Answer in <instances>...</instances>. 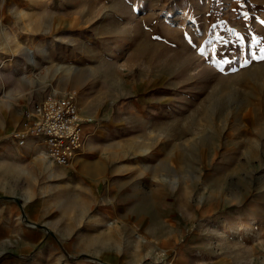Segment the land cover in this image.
<instances>
[{"label":"rangeland","instance_id":"374dc122","mask_svg":"<svg viewBox=\"0 0 264 264\" xmlns=\"http://www.w3.org/2000/svg\"><path fill=\"white\" fill-rule=\"evenodd\" d=\"M261 48L264 0H0V264H264ZM54 90L71 166L13 138Z\"/></svg>","mask_w":264,"mask_h":264},{"label":"built area","instance_id":"2783aa9c","mask_svg":"<svg viewBox=\"0 0 264 264\" xmlns=\"http://www.w3.org/2000/svg\"><path fill=\"white\" fill-rule=\"evenodd\" d=\"M32 115L29 128L13 134L17 146L24 147L32 139L42 140L49 160L60 166H71L85 153L90 133L74 91L49 92Z\"/></svg>","mask_w":264,"mask_h":264},{"label":"crops","instance_id":"0c3cea01","mask_svg":"<svg viewBox=\"0 0 264 264\" xmlns=\"http://www.w3.org/2000/svg\"><path fill=\"white\" fill-rule=\"evenodd\" d=\"M30 144H31V142H29ZM32 144H33V142H32ZM36 144H39V143H36ZM35 144V145H36ZM28 146H29V144H28ZM32 147V149H31V152H32V156H35V158H36V160H39V161H41L43 164H44V166H46L47 164L45 163V161L48 159L46 156H45V154H44V152H45V149H43V150H35L34 149V144L31 146ZM41 154V156H39ZM34 158V157H33ZM46 164V165H45ZM49 166V165H48Z\"/></svg>","mask_w":264,"mask_h":264},{"label":"snow or ice","instance_id":"6c2138e0","mask_svg":"<svg viewBox=\"0 0 264 264\" xmlns=\"http://www.w3.org/2000/svg\"><path fill=\"white\" fill-rule=\"evenodd\" d=\"M257 43H258V41H257ZM260 55L257 57V56H255V54H253V57L254 58H256V59H260V60H264V48H261L260 49ZM227 62V61H226ZM245 63H247V62H245ZM222 70V69H221Z\"/></svg>","mask_w":264,"mask_h":264},{"label":"bare ground","instance_id":"6f19581e","mask_svg":"<svg viewBox=\"0 0 264 264\" xmlns=\"http://www.w3.org/2000/svg\"><path fill=\"white\" fill-rule=\"evenodd\" d=\"M30 51H31V50H30ZM31 56H32L31 61L34 63V62H35V59H34L33 54H32ZM44 154H45V156L48 158V156H47V154H46V151L44 152ZM39 156H41V154H40ZM48 159H49V158H48Z\"/></svg>","mask_w":264,"mask_h":264}]
</instances>
